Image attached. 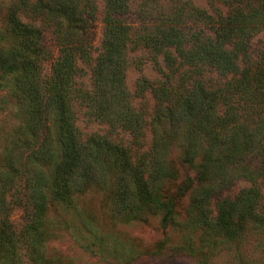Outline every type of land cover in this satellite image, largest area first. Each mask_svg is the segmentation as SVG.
Returning <instances> with one entry per match:
<instances>
[{
	"label": "trees",
	"instance_id": "16d2710c",
	"mask_svg": "<svg viewBox=\"0 0 264 264\" xmlns=\"http://www.w3.org/2000/svg\"><path fill=\"white\" fill-rule=\"evenodd\" d=\"M103 3L98 49L92 0H16L6 11L0 112L10 108L16 123L0 134V264H62L46 252L57 234L49 211L75 210L91 190L103 194L115 223L158 218L181 234L144 253L151 258L219 264L226 252L222 264H242L246 235L264 237V53L250 52L264 36V0H234L225 15L189 0ZM138 49L162 79L139 80L133 94L126 70ZM147 91L152 111L135 102ZM80 118L105 132L83 135ZM83 224L81 248L141 264L130 245ZM259 247L264 261V241Z\"/></svg>",
	"mask_w": 264,
	"mask_h": 264
},
{
	"label": "rangeland",
	"instance_id": "374dc122",
	"mask_svg": "<svg viewBox=\"0 0 264 264\" xmlns=\"http://www.w3.org/2000/svg\"><path fill=\"white\" fill-rule=\"evenodd\" d=\"M195 6L202 8L209 13L219 12L223 15L230 11L231 3L234 0H189ZM16 0H0V31L4 29V17L10 5ZM94 6L95 23H94V40L95 48H99L102 30L104 3L103 0H92ZM47 47L53 52L55 57L56 48L49 36L46 37ZM250 52L253 58L261 57L264 53V36L260 35L253 38L250 42ZM128 68L126 70V83L129 90L136 94L139 80L146 79L150 84L156 85L161 81L162 75L158 66L149 58L148 54L142 49L134 50L128 54ZM50 64H46L44 72L48 73ZM86 82V79H85ZM1 94V92H0ZM135 102L139 106L152 111L154 107V99L150 91L145 92L144 96H135ZM10 112V108L0 112V134L10 130L16 123L15 118ZM83 135L94 132L104 133L105 126L95 123H87L81 118L78 120ZM1 150V142H0ZM176 157V153L173 154ZM180 167L179 161H177ZM181 173L184 171L180 167ZM183 174V173H182ZM192 175V172L190 173ZM183 176L178 180L180 181ZM238 189V185L235 186ZM188 202V196H184L179 210V215L184 216L183 209ZM75 210H67L60 206H52L50 209L51 221L57 226V234L51 238L46 244V252L48 255H58L62 264H121L113 262L109 259L101 258L99 255L89 253L77 242L75 235H79V230H85L83 222L91 223L93 231L103 234L105 237L117 239L122 245H130L142 255L141 264H192L188 257H170V255H162L159 258H151L145 252L155 249L165 238H169V244L178 243L181 234L173 229L164 230L160 227L158 218H151L149 222L130 224L115 223L110 216L109 209L106 206V200L102 193L97 190H91L80 195L77 198ZM12 223L16 229L19 228L21 222V213L15 210L11 216ZM68 222V228L64 223ZM76 231L78 234H76ZM264 241V237L255 236L254 233L246 235V239L238 246L237 253H241L242 264H264L261 258L259 245ZM230 259L226 252L220 253L216 257V262L222 264L223 261Z\"/></svg>",
	"mask_w": 264,
	"mask_h": 264
}]
</instances>
